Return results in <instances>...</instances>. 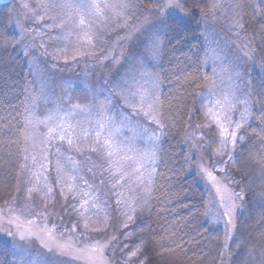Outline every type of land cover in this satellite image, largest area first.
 Returning <instances> with one entry per match:
<instances>
[{
  "label": "snow or ice",
  "instance_id": "obj_1",
  "mask_svg": "<svg viewBox=\"0 0 264 264\" xmlns=\"http://www.w3.org/2000/svg\"><path fill=\"white\" fill-rule=\"evenodd\" d=\"M184 3L163 0L141 19L139 0H38L36 7L22 0L23 11L11 10L16 12L15 21L11 13L0 21V50L19 47L23 56L29 57L37 47V37L47 36L48 42L57 45L55 53L63 57L65 64L69 63V52L71 60L77 61L97 57L99 50L102 55L97 62L108 61L114 69L110 78H104L103 85L89 89L82 97L72 95L71 82L66 83L60 96L53 98L43 78L32 81V89L24 90L23 102L13 106L11 113L0 114V170L11 166L26 172L28 177L23 200L13 196L11 203L5 201V207L0 208V245H12L18 264H52L18 241L39 242L45 252L56 257V264H113V245L119 236L109 232L110 228H118L125 239L137 229L143 232L145 226L151 234L148 240L141 237L123 264L144 253L146 245H158L157 255L181 247L182 237L176 226L161 225V230L154 232L147 222L137 223L136 214L138 210L151 211L153 201L162 199L156 180L160 141L173 125L166 122L165 102L161 98L168 78L158 69L166 43H183V18L190 15L184 11ZM236 7L247 14L249 5ZM172 11L177 15L169 16ZM252 15L264 17V5L253 7ZM29 18L42 25L39 31L26 25ZM241 19L233 26L243 27ZM134 20L138 22L132 23ZM114 33L109 42L108 37ZM38 47L44 50L42 55H52L44 40L39 41ZM202 63L206 64L207 59ZM218 67L219 71L217 67L212 69L211 77L201 74L199 68L180 69L174 75L181 85L194 86L189 94L201 97L197 109L203 117L200 126L212 129L214 150L206 159L204 155L199 159L186 156V163L218 199L222 211L212 217V223L223 218L227 249L234 238L237 201H245L244 190L234 191L227 183L233 180L227 166L237 162L234 153L238 144L245 141V132H251L264 145V110L254 112L251 93L242 88V77L235 65L221 62ZM260 70L264 71V64ZM224 73L228 74L227 88L217 92L215 77L223 79ZM205 81L209 82L207 94L195 92V87ZM253 120L259 131L252 127ZM251 155L264 174V149ZM77 156L97 161L94 167L100 169L103 177L99 185L85 178ZM88 171L92 172V168ZM57 190L63 200L60 211L50 207L57 203ZM164 194L171 202V192ZM254 195L264 203V191ZM117 211L122 219L114 215ZM133 223L136 228L130 227ZM246 257L254 264H264V247L259 259L252 250ZM139 264H146L145 258L139 259Z\"/></svg>",
  "mask_w": 264,
  "mask_h": 264
},
{
  "label": "trees",
  "instance_id": "obj_2",
  "mask_svg": "<svg viewBox=\"0 0 264 264\" xmlns=\"http://www.w3.org/2000/svg\"><path fill=\"white\" fill-rule=\"evenodd\" d=\"M190 1V0H188ZM193 4L204 5V0H191ZM198 3V4H197ZM249 5L247 14L240 11L242 17V37L248 40L245 48L250 55L249 90L253 102V110L259 113L264 105V17L252 15V8L264 5V0H235L234 4ZM191 12L184 20L185 30L183 43L173 45L166 43L165 51L158 69L164 77V85L161 90V98L164 103L166 122L173 126L166 129V134L160 143L158 175L156 177L158 188L162 189V199L154 200L151 211L146 210L143 220L150 225L154 232L161 230V225H174L182 237L181 247L174 251H165L157 255L158 245H146L143 257L152 264H254L246 253L252 250L259 259L260 249L264 247V203L254 195L264 191V174L251 154H259L264 145L254 138L251 132H245V141L238 144L234 157L236 163L228 164V174L233 180L228 181L234 191L244 190L245 201L240 203L236 214V228L230 247L225 249L224 222L215 224L211 222L207 209L206 185L198 177L195 171L189 170L186 156H190V146L187 140L190 129L196 121L195 115L200 114L197 109L200 103L198 97L189 93L192 87L188 84L178 86L174 73L188 64H193V70L199 68L201 74L209 72L202 63L205 55V47L200 39L197 27V15L193 6H188ZM0 7V21H3L5 9ZM203 9V8H202ZM173 16V15H172ZM195 19V21H194ZM249 50L251 52H249ZM186 62V63H185ZM169 80L172 82L169 83ZM32 77L30 75L25 57L21 48L9 47L0 50V114L11 113L13 106L23 102L25 88L32 89ZM204 83V82H203ZM204 85L195 87V92L200 93ZM182 87V88H181ZM190 89V91H189ZM78 90L72 95L78 97ZM252 127H257V121L251 122ZM264 127V125H261ZM194 167V166H192ZM20 171L11 166L0 170V208L5 207V201L11 203L18 190ZM171 192V202L164 193ZM12 193V195H9ZM148 227L145 226L142 237L148 240L150 236ZM237 244L241 247L237 248ZM0 264H18V258L13 255L12 245H0Z\"/></svg>",
  "mask_w": 264,
  "mask_h": 264
},
{
  "label": "rangeland",
  "instance_id": "obj_3",
  "mask_svg": "<svg viewBox=\"0 0 264 264\" xmlns=\"http://www.w3.org/2000/svg\"><path fill=\"white\" fill-rule=\"evenodd\" d=\"M22 0H12V3L5 9V14L8 15L11 13L13 21L16 19V12H12V9H16L17 11H23L20 8ZM23 2L29 3L32 7H36L38 4V0H23ZM163 2V0H139L141 5V9L138 12V16L142 19L145 15L148 14L149 11L154 10L156 4ZM235 0H204L203 9L201 6H197L193 4L190 0L187 3H184V0H181V3H184V11L190 13L188 6H193V10L197 15V27L199 30L200 39L205 47V55L204 59H207V63L204 64L205 68L210 71L209 76H212V69L217 67L219 71V64L223 62L225 65H235L236 70L241 74L240 84L242 88L249 90V68L247 66L250 65V55L246 52L243 46L246 48L248 40L246 41L244 37H242L241 29L242 27L233 26L237 19H239L240 11L237 9L234 4ZM198 4V3H197ZM213 4H219V7L213 8ZM5 15V16H6ZM176 16L177 13L172 11L169 12V16ZM186 20V17L183 18ZM195 21V19H194ZM138 21L134 20L132 23H136ZM196 22V21H195ZM26 25L29 28H35L37 31L40 30L41 24H34L29 18L25 21ZM43 23H48V21H44ZM241 23V20H240ZM115 33L112 36L108 37L109 42L114 39ZM44 40L46 42V48L48 53H52V55H42L41 53L44 51L38 47L39 41ZM37 47L33 50V54L29 57H25L30 75L32 77V81H38L43 78L47 84V91L49 93H53L55 98L56 96H60L66 87L67 82H71L73 87L70 89L71 93L74 90H78L83 93H79L78 97L84 96L89 89L94 87H100L103 85V80L105 77L110 78V74L114 71L111 67L110 62L105 61L104 63L97 62V57L102 55V52L98 50L97 57H84L77 61L71 60V52L68 53L69 63L65 64L63 62V57L55 53V48L57 45L53 42H48L47 36H38L36 39ZM22 51V50H21ZM249 52H251L249 50ZM186 63V62H185ZM55 64V67H53ZM187 71L193 70V64H188L185 68ZM34 73V74H33ZM227 73L223 74V79L220 76L215 77L216 86L215 90L217 92H221L222 90H226L228 85ZM203 88L200 93L207 94L209 82L205 81L202 83ZM178 86H182L178 83ZM38 87V85H37ZM182 88V87H181ZM30 90V89H29ZM190 91V89H189ZM201 97H198V102L200 103ZM207 103V100H204ZM200 105V104H199ZM238 115V114H237ZM196 121L193 124V128L190 129L187 140L190 146V156H196L197 159L200 158L201 155L207 158V154L211 153L215 144L212 143L213 135L212 129L201 127V123L203 121V117L197 114L195 115ZM135 119V117H134ZM154 127V126H153ZM243 131V130H242ZM200 136H203V139H199ZM163 137L161 138L162 141ZM160 141V143H161ZM195 145L196 147H193ZM203 145V149L200 146ZM94 155V154H93ZM77 159L81 160V168L83 170V174L90 183L99 185L100 180L103 178L100 175V169L98 167H94L97 163L95 159L93 160H85L82 157L77 156ZM215 159H221L220 157H216ZM231 164L232 162H229ZM193 169H195V162L192 164ZM92 168V172L88 171V168ZM20 181L18 190L16 191L14 197L16 200L22 201L25 196V181L27 180V173L24 171H20ZM202 183L205 182L202 180ZM205 190L207 192V209L209 213V218L212 222V217H214L218 212L222 211L218 207V199L215 196V193L210 189L208 185ZM102 191H107V188H103ZM34 199L37 203H40L39 196L34 194ZM57 203L51 205L50 207H55L57 211H60V203H63L62 198L58 194V190L56 192ZM12 202V201H11ZM71 202V201H69ZM240 201H237L238 206L240 205ZM115 208V205H113ZM123 206H121V209ZM147 209L143 212L137 211V223L143 220ZM114 215L122 219L119 216V211L114 212ZM144 221V220H143ZM224 222L223 218L219 223L222 224ZM112 224H116V221H110ZM102 226V225H101ZM131 228H136V224L133 223L130 225ZM124 232L129 231V229H124ZM109 232L113 234H117L119 239L114 242V247L116 248V253L114 256L113 264H123L125 260L128 259V253L134 250V247L137 243L140 242L142 237V232L137 229L128 239H125L122 234L119 233L118 228H110ZM91 235H104L103 233H92ZM22 243L25 247L29 248L33 253H39L41 258L47 257L52 264H56V257L51 254L45 252L39 245V242H31L28 241L19 242ZM127 244L128 247L124 248V245ZM122 250V251H121ZM144 258L143 253L138 257H132L128 264H139V259Z\"/></svg>",
  "mask_w": 264,
  "mask_h": 264
},
{
  "label": "water",
  "instance_id": "obj_4",
  "mask_svg": "<svg viewBox=\"0 0 264 264\" xmlns=\"http://www.w3.org/2000/svg\"><path fill=\"white\" fill-rule=\"evenodd\" d=\"M11 2L12 0H0V7H7Z\"/></svg>",
  "mask_w": 264,
  "mask_h": 264
}]
</instances>
